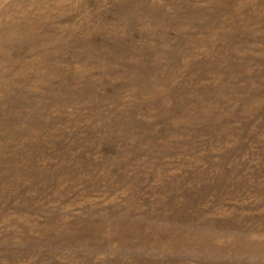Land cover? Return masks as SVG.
I'll list each match as a JSON object with an SVG mask.
<instances>
[{
    "label": "rangeland",
    "instance_id": "374dc122",
    "mask_svg": "<svg viewBox=\"0 0 264 264\" xmlns=\"http://www.w3.org/2000/svg\"><path fill=\"white\" fill-rule=\"evenodd\" d=\"M0 264H264V0H0Z\"/></svg>",
    "mask_w": 264,
    "mask_h": 264
}]
</instances>
